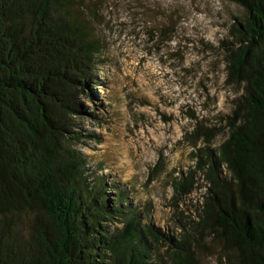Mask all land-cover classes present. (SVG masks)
I'll use <instances>...</instances> for the list:
<instances>
[{
    "label": "trees",
    "instance_id": "1",
    "mask_svg": "<svg viewBox=\"0 0 264 264\" xmlns=\"http://www.w3.org/2000/svg\"><path fill=\"white\" fill-rule=\"evenodd\" d=\"M227 1L241 8L222 41L238 94L219 124L193 115L194 164L170 174L167 229L82 145L102 140L79 122L98 117L83 97L105 62L99 0H0V264H203L209 252L264 264V0ZM165 169L159 160L147 182Z\"/></svg>",
    "mask_w": 264,
    "mask_h": 264
},
{
    "label": "rangeland",
    "instance_id": "2",
    "mask_svg": "<svg viewBox=\"0 0 264 264\" xmlns=\"http://www.w3.org/2000/svg\"><path fill=\"white\" fill-rule=\"evenodd\" d=\"M98 9L105 62L92 99L83 97L98 117L79 122L102 140L82 145L95 163L110 164L108 177L131 185L138 204L151 203L155 221L168 229L175 217L170 174L194 164L184 138L198 120L193 115L219 124L238 94L226 83L222 41L241 8L227 0H99ZM159 160L166 169L148 183ZM203 183L182 201L186 213L203 200ZM202 255L203 264H218L217 253Z\"/></svg>",
    "mask_w": 264,
    "mask_h": 264
}]
</instances>
